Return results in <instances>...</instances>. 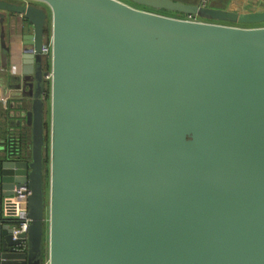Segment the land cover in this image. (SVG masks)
<instances>
[{"label": "water", "instance_id": "obj_1", "mask_svg": "<svg viewBox=\"0 0 264 264\" xmlns=\"http://www.w3.org/2000/svg\"><path fill=\"white\" fill-rule=\"evenodd\" d=\"M0 50L24 131L0 146V264H264V9L0 0ZM24 184L22 251L1 204Z\"/></svg>", "mask_w": 264, "mask_h": 264}, {"label": "built area", "instance_id": "obj_2", "mask_svg": "<svg viewBox=\"0 0 264 264\" xmlns=\"http://www.w3.org/2000/svg\"><path fill=\"white\" fill-rule=\"evenodd\" d=\"M202 6H207L205 0L199 2ZM183 20L188 21H198L195 16H187ZM51 45L47 41L42 47V53L47 57H50ZM3 69L0 68V71ZM51 78V73L48 70L44 79L49 81ZM6 101V100H5ZM3 101V102H5ZM30 191L26 184L22 185L19 189L14 190L13 194L7 196L3 199L1 204L2 216L7 219L15 220L16 224L12 227V235L14 239H19L21 242V250H26V233L30 223V220L27 215V196ZM44 264H47V259H45Z\"/></svg>", "mask_w": 264, "mask_h": 264}, {"label": "crops", "instance_id": "obj_3", "mask_svg": "<svg viewBox=\"0 0 264 264\" xmlns=\"http://www.w3.org/2000/svg\"><path fill=\"white\" fill-rule=\"evenodd\" d=\"M184 3H189V2H184ZM192 4V3H191ZM195 4V3H193ZM261 4L259 7L258 5ZM224 7H218V6H212V7H217V8H225L227 7L229 10L232 11H255V10H262L264 9V0H229L227 4L223 5ZM18 21L20 20V18H17ZM5 25V30H6V42L7 44L9 43L12 47V50H15V43H18V41L14 40L12 34L10 33V31L8 30V27L6 24ZM13 64V63H12ZM2 63H1V50H0V68L3 69L2 71H0V127L1 125H8L9 122V126H12V124H10L11 122H13L11 119H9V116L7 115L8 111L11 110V105L14 103V100L11 99L12 97V93H10L9 91L7 92L5 89V85L6 83V68L2 67ZM6 100V101H5ZM5 101V102H3ZM10 129V127L8 128V130ZM1 134V132H0ZM4 139V136L0 135V142L1 140ZM25 142V147H29V138L27 140V138L24 140ZM1 145V144H0Z\"/></svg>", "mask_w": 264, "mask_h": 264}, {"label": "rangeland", "instance_id": "obj_4", "mask_svg": "<svg viewBox=\"0 0 264 264\" xmlns=\"http://www.w3.org/2000/svg\"><path fill=\"white\" fill-rule=\"evenodd\" d=\"M175 1L189 2V3H199L201 0H175ZM205 1H206L207 5H210V6H213V5L214 6H223V5L227 4L229 0H205ZM260 5L261 4H259L258 6L261 7ZM135 7L137 9H141V10H146V11L158 13L160 15H164V16L172 17V18L185 19L187 17L184 14H179V13H174V12L156 11V10H153V9H150V8H146V7H142V6H136V5H135ZM196 19L198 21L210 22V20H208L206 18H202V17H196ZM222 23L223 24H227V23H224V22H222ZM244 26L245 27H251L252 25H244ZM45 36H46L45 37V40L48 41V39H49V32ZM13 57L14 56L12 55V58H10V62L9 63H13V64H14V62L17 63V61ZM4 60H6V58H5L4 55L1 54V63L4 62ZM48 63H49V61H48ZM2 67H4V66H2ZM48 70H49V68H48ZM47 87H49L48 86V82H47ZM49 111H50L49 110V97L47 96V98H46V106H45L46 147H45V151H44V157H45V163H46V165H45V171H44V173H45V176H44V179H45L44 189H45V196H46L45 199H47V191H48V156H49V154H48V130H47V127L49 125V115H50ZM9 112H11V110H9L8 113ZM8 113H7V115H8ZM10 118L11 117H9V119ZM11 120H13V122H14V118H11ZM9 127H10V129L8 130ZM11 128L12 127L9 126V122H8V125L7 124L1 125V127H0L1 134L0 135L4 136V139L1 140V142H0L1 145L0 146H3V147L7 146V142L5 141V139L7 138V133L10 132V130H12ZM14 129H16L17 131H14ZM14 129L12 130L13 133H14V135L12 134L13 137H18L20 134H22L21 132H24V131H22V128H20L21 130L18 129V128H14ZM19 131H20V133H19ZM26 138L28 140V135L26 136ZM46 233H47V223L45 222V235H46Z\"/></svg>", "mask_w": 264, "mask_h": 264}, {"label": "trees", "instance_id": "obj_5", "mask_svg": "<svg viewBox=\"0 0 264 264\" xmlns=\"http://www.w3.org/2000/svg\"><path fill=\"white\" fill-rule=\"evenodd\" d=\"M218 7H220V6H218ZM221 7H223V6H221ZM22 143H23V144H21V145H24V146H25V142H24V140L22 141ZM45 259H46V258L44 257L42 264H44Z\"/></svg>", "mask_w": 264, "mask_h": 264}, {"label": "flooded vegetation", "instance_id": "obj_6", "mask_svg": "<svg viewBox=\"0 0 264 264\" xmlns=\"http://www.w3.org/2000/svg\"><path fill=\"white\" fill-rule=\"evenodd\" d=\"M129 5H131L132 7L136 8L135 5H132V4H129ZM139 10H141V9H139ZM145 11H146V10H145ZM149 12H150V11H149ZM153 13H154V12H153ZM156 14H158V13H156Z\"/></svg>", "mask_w": 264, "mask_h": 264}]
</instances>
